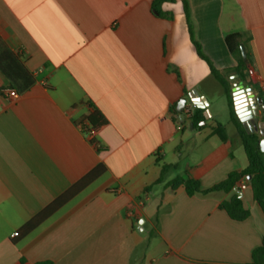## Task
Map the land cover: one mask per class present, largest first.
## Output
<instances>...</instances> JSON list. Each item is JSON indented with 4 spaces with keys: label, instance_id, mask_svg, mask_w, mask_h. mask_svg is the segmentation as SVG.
Segmentation results:
<instances>
[{
    "label": "crops",
    "instance_id": "1",
    "mask_svg": "<svg viewBox=\"0 0 264 264\" xmlns=\"http://www.w3.org/2000/svg\"><path fill=\"white\" fill-rule=\"evenodd\" d=\"M154 1L0 0V264H252L264 244L250 177L234 191L251 213L242 222L220 207L232 194L169 186L183 178L208 190L248 167L222 81L242 129L264 138L242 122L264 99V0H188L217 75L195 52L181 0L161 5L167 17ZM234 33L244 70L226 45ZM187 109L202 113L200 128ZM95 112L106 123L90 139ZM163 166L175 168L158 183Z\"/></svg>",
    "mask_w": 264,
    "mask_h": 264
},
{
    "label": "trees",
    "instance_id": "2",
    "mask_svg": "<svg viewBox=\"0 0 264 264\" xmlns=\"http://www.w3.org/2000/svg\"><path fill=\"white\" fill-rule=\"evenodd\" d=\"M174 2L175 0H155L154 9L160 14V16L167 17L166 14H163L161 12L160 7L161 5L165 3H174ZM181 2L183 5V12L185 14L186 21H187L188 28H189V35H190L193 47L195 49V52L197 53V56L200 60L207 63L212 73L214 75H217V72L213 68L211 61L205 56V54L202 51L201 45L199 44V42H197V40L194 37L191 22H190L189 2L188 0H181ZM242 39L243 37L241 34L234 33V34L227 35L225 38V41H226V45L229 51L231 52V54L234 55L238 59L240 69L244 70L245 66L248 64V58H247V61H244L242 57L241 48H240L242 44ZM222 84L225 88V92H226L228 102H229V111H230L231 121L238 128V131L241 136L243 146L245 149V153L248 157V161H249L248 167L240 173L238 172L231 173L225 181H223L222 183L208 190H203L201 188L200 182L198 181L185 180L183 178L175 179L169 184V186L173 190H176L180 186H184L185 191L187 192L189 196L208 195L213 192H224L226 194H232L229 197V199L221 203L220 207L222 210H224L228 214V216L232 220L242 222V221L249 219V217L251 216L250 211L244 207V204H243V201L240 195L234 192L237 182H239L243 178H249V177L251 178L249 180V183L253 189L254 200L259 205V207L261 208L264 214V153H262L260 150V139L255 135L246 134V132L242 129V127L238 123L235 111L233 109V101L231 98L230 89L225 82L222 81ZM191 121L193 123L194 128L197 129V128H200L199 124L200 122L204 121V117L201 112H198L197 114L192 116ZM88 122H89V125L93 129H98L99 127H101L102 125L106 123V119L101 113L95 112L93 115H91L88 118ZM213 135L218 136L221 141L227 140V134H226L225 127L222 125H218L217 127L214 128ZM173 168H175V166H163L162 176H161V179H159L158 183H160L162 181V178ZM103 172H104V168L101 167L95 170L85 179H83L69 193L63 195L57 202H55L51 206V208L47 209L45 212H43V214H41L35 220L31 221L28 225H26L17 234V237L23 238L24 236L29 234L45 218H47L50 214H52L58 208L63 206L75 194L83 190L86 186H88L91 182H93V180L99 174ZM149 190L150 189H146V192H148ZM45 264H48V263H45ZM252 264H264V244L253 252Z\"/></svg>",
    "mask_w": 264,
    "mask_h": 264
},
{
    "label": "water",
    "instance_id": "3",
    "mask_svg": "<svg viewBox=\"0 0 264 264\" xmlns=\"http://www.w3.org/2000/svg\"><path fill=\"white\" fill-rule=\"evenodd\" d=\"M241 53L244 61H247V52L244 45L240 46ZM184 107L185 101H182V108H178L182 119L184 118ZM249 119L242 121L250 130V133L255 134L259 133L261 136H264V101L262 98H258L256 106L252 107L251 114H249ZM260 150L264 153V138L260 140ZM251 179V178H250Z\"/></svg>",
    "mask_w": 264,
    "mask_h": 264
},
{
    "label": "built area",
    "instance_id": "4",
    "mask_svg": "<svg viewBox=\"0 0 264 264\" xmlns=\"http://www.w3.org/2000/svg\"><path fill=\"white\" fill-rule=\"evenodd\" d=\"M261 88L264 92V80L261 82ZM5 94H7L9 97L13 98V99H19V94L16 91H11V90H7L5 91ZM185 115L187 117H192V110L191 109H187L185 111ZM85 131L87 136L92 139L94 134H95V129H93L89 124L85 125ZM246 188V185H241V190H244Z\"/></svg>",
    "mask_w": 264,
    "mask_h": 264
}]
</instances>
